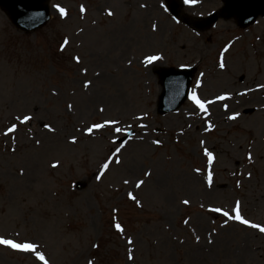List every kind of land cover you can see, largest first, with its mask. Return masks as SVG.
<instances>
[{
	"label": "rangeland",
	"instance_id": "374dc122",
	"mask_svg": "<svg viewBox=\"0 0 264 264\" xmlns=\"http://www.w3.org/2000/svg\"><path fill=\"white\" fill-rule=\"evenodd\" d=\"M163 2L48 0L49 21L27 33L0 10V237L37 244L48 264H264V233L222 215L239 201L264 227V16L197 31ZM178 65L197 68L188 98L158 114L155 70ZM105 121L118 123L86 131ZM0 264L41 262L0 244Z\"/></svg>",
	"mask_w": 264,
	"mask_h": 264
},
{
	"label": "water",
	"instance_id": "95a60500",
	"mask_svg": "<svg viewBox=\"0 0 264 264\" xmlns=\"http://www.w3.org/2000/svg\"><path fill=\"white\" fill-rule=\"evenodd\" d=\"M167 1L170 11L177 15V0ZM0 6L6 10L12 23L22 30H32L48 18L46 0H0ZM223 11L224 17L233 15L240 25L245 26L258 14L264 15V0H225ZM191 73V69H163L158 72L163 86L158 106L160 112L173 109L181 103L187 93Z\"/></svg>",
	"mask_w": 264,
	"mask_h": 264
},
{
	"label": "snow or ice",
	"instance_id": "6c2138e0",
	"mask_svg": "<svg viewBox=\"0 0 264 264\" xmlns=\"http://www.w3.org/2000/svg\"><path fill=\"white\" fill-rule=\"evenodd\" d=\"M185 2H188V0H185ZM141 6L143 7V5H141ZM53 7L57 8V10L61 14V16H64L65 15V9L64 8L60 7L59 5H54ZM80 10H81V12L84 11L83 6H81V9ZM108 15H112V13L109 11L108 12ZM64 43L67 44V39H65V42ZM73 59H75L77 62H79V58L78 57H74ZM156 59H159V57H157V56H147V57H145V60L147 62H151V61H154ZM221 67H223V65H221ZM89 83L90 82H85V85L84 86L87 87ZM259 87H264V85H260ZM190 99L201 110H205V104L212 103V101H201L200 99H198L196 97L195 94H193L190 97ZM217 99L223 100V99H225V96L224 95H221V96L217 97ZM69 107H71V106H69ZM100 111H103V109H101ZM236 115H238V113L235 114V115H233V116H229L228 118L229 119H235ZM30 119H31L30 116L24 115L23 118L20 120V123L23 124L24 122H27ZM116 123H118V122L117 121H105L104 124L94 123L90 127H88L86 129V131L89 132V133H91L93 131V129H100V128L104 127L106 124H116ZM16 127H17L16 124H11V126H9V127L6 128V130L4 131L3 135L7 136L9 133L14 132L16 130ZM44 127L46 129H48L49 131H52L51 127L48 124H45ZM209 127H211V125H209ZM115 131L116 132H120L121 130H120L119 127H117V128H115ZM72 142H75V138L72 139ZM153 143L154 144H158L159 141L154 140ZM123 147H124V145L121 144V146L119 148H116L115 153H119L121 151V148H123ZM115 153L113 155H115ZM205 155L208 157L209 162H211V160H212V153L207 152V150H205ZM109 159L111 160V157ZM249 159H251L250 154H249ZM115 162L116 163H119V160L117 159ZM108 166H109V164L106 161L102 165V169H107ZM52 167H56V164L54 163L52 165ZM148 174L149 173H147V172L145 173V175H148ZM99 178L100 177L98 176L97 179H99ZM207 179H208V182L211 183V173H209ZM124 183H128V182L125 180ZM142 183H143V181H137L136 182V187L139 188ZM128 196H129L130 199L135 200V197L132 195V193H128ZM136 203H137V206H140V203H139L138 200L136 201ZM182 203L187 204L188 201L187 200H184V201H182ZM212 210L213 211H216V212H220L221 211V209H219V208L212 209ZM231 212L234 215H230L228 211H224L222 213V215L225 216V217H227L228 220H236V221H239L241 224L249 225L252 228H258L260 232L264 233V227H261L258 224H249V221L247 219H244L240 215V211H239V201L236 202V206L231 209ZM185 223H187V221H185ZM114 227L116 228V230L118 232H122L123 231V228L121 227V225L119 223H116L114 225ZM196 239L199 240V237H197ZM128 243L129 244L132 243V241H131L130 238L128 240ZM0 244L9 246V247H11L13 249H16V250L25 251V252H32V253H34L35 258H36L37 261L41 262V264H48V261L45 259V255L42 252L37 251L38 245L35 244V243H33V242H27V241H25V242H22V243H17V242H14L13 240L5 239L3 237H0ZM129 259H131V256L129 257ZM89 264H91V261H89Z\"/></svg>",
	"mask_w": 264,
	"mask_h": 264
}]
</instances>
